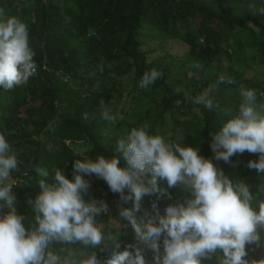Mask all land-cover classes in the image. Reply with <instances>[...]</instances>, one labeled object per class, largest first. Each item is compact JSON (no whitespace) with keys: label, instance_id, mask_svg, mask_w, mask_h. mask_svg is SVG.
Returning <instances> with one entry per match:
<instances>
[{"label":"trees","instance_id":"obj_1","mask_svg":"<svg viewBox=\"0 0 264 264\" xmlns=\"http://www.w3.org/2000/svg\"><path fill=\"white\" fill-rule=\"evenodd\" d=\"M0 9L28 23L38 64L37 75L27 84L7 92L0 89V133L20 161L19 172L10 180H17L13 193L25 226L34 219L28 200L41 192L34 165L49 171L50 183L58 168L72 179L80 146L87 147L92 159L110 158L116 154L118 138L132 127L147 125L152 133L165 135L167 113L174 134L182 119L192 116V127L198 129L191 132L190 126L182 132L185 146L198 148L231 179L248 183L256 196L254 206L264 200L262 172L247 167L249 160L259 159L258 154H236L226 163L216 160L210 147V133L229 118L224 110L236 112L242 87L255 89L258 110L264 112V78L259 79L257 69L248 74L254 63L264 72V0H0ZM148 39L154 43L148 44ZM246 48L254 49L255 55L244 60L243 69L234 63L221 68L223 54ZM151 69L161 71L162 78L140 88V79ZM222 75L235 82L217 83ZM208 89L219 105L211 111L191 99ZM143 104L140 118L127 126L131 112ZM104 110L116 117L114 122L103 119ZM85 113L87 120L82 118ZM84 178L90 184L89 197L107 203L109 211L97 217L98 223L116 227L113 233L119 236L121 250L132 245L131 251L141 250L145 264H157V257L162 264L163 239L155 251L130 225L125 230L119 221V208L132 207V202L122 204L103 179ZM158 186L165 191L145 195L136 212L142 227L157 211L164 215L166 207L190 195L179 187L169 189L164 180ZM6 211L0 208V213ZM258 231L259 242L246 244L250 264L264 260V228ZM62 247L69 250L71 245L52 246L63 256ZM95 251L101 259L110 254ZM214 262L215 257L202 264Z\"/></svg>","mask_w":264,"mask_h":264},{"label":"clouds","instance_id":"obj_2","mask_svg":"<svg viewBox=\"0 0 264 264\" xmlns=\"http://www.w3.org/2000/svg\"><path fill=\"white\" fill-rule=\"evenodd\" d=\"M35 56L28 23L0 9V89L13 90L37 75ZM162 76L161 71L151 69L143 74L139 87L147 89ZM234 82L222 75L217 83ZM210 90L191 98L192 102L209 111L219 108L210 98ZM240 94L236 112L224 110L229 118L210 133V147L215 159L226 163L236 154H258L259 159L249 160L247 167L264 172V112L258 110L255 89L242 87ZM102 117L110 122L116 119L108 110ZM82 118L87 120V113ZM115 152L110 158L99 155L92 159L80 149L72 179L58 168L51 183L49 171L34 165L41 192L28 200L34 219L25 226L16 209L14 182H10L12 173L20 170V161L5 134L0 133V208L7 209L0 213V264H145L139 248L133 252V246L127 245L121 250L119 236L104 231L98 223L97 217L109 209L103 200L89 197L86 175L103 179L119 194L122 204L132 202V207L119 208V221L125 230L130 225L155 251L163 239L162 264H202L213 257L214 264H250L246 244L260 240L264 200L254 206L256 196L248 183L225 175L212 160L199 155L198 148L181 146L159 131L152 133L147 125L126 130L118 138ZM160 180L166 181L169 189L179 187L190 195L166 207L164 215L157 211L142 227L136 212L145 195L165 191L158 186ZM56 244L79 245V258L64 247L59 251L66 255L54 252ZM96 249L110 250V254L98 258ZM157 264H161L159 257ZM251 264H264V260H252Z\"/></svg>","mask_w":264,"mask_h":264},{"label":"rangeland","instance_id":"obj_3","mask_svg":"<svg viewBox=\"0 0 264 264\" xmlns=\"http://www.w3.org/2000/svg\"><path fill=\"white\" fill-rule=\"evenodd\" d=\"M180 30L185 33V24H181L179 26ZM147 39V38H146ZM148 44H152L154 43L153 41H151V39H148ZM176 42V43H175ZM175 47H178L180 45V43L178 41L175 40ZM229 55H226V54H223V56L221 57V60L219 61V65L221 66V68H226V66L228 65V63H234L235 65L237 66H241V69L244 68V60H246V58L248 57H251L252 55H255V51L254 49H250V48H246L244 51H240L238 53H232L231 51L228 52ZM231 55V56H230ZM220 68V67H219ZM247 67L245 66V69ZM248 69V68H247ZM257 69V70H256ZM249 70V75H252L254 74V71L256 70L257 72V75H259V79H263L264 78V72H263V66L259 65L258 63H254L253 64V68L251 69H248ZM182 86V84L180 85ZM142 107V108H141ZM141 107H139L136 112L132 111L131 112V116L130 118L128 119V122H127V126L130 124H134V122L140 118L141 116V112H139L141 109H143L145 107V105H141ZM191 117H186V118H183L182 119V126L180 127V130L177 131L175 134L173 133V125L171 123L172 121V117L170 115V113H167L166 114V123L165 125L163 126V131L164 132H167L164 136L168 137L169 139L173 140V137L175 136L176 137V142L179 143L181 146H185V143H184V135H183V131L186 129V127H190V131L193 132V131H196L198 129L193 126V124L195 123V120L192 118L191 120ZM80 149H84L85 150V154L87 155V147L86 146H80L79 147ZM245 155H250V153L248 152H245L243 153ZM199 155H200V152H199ZM235 156V155H234ZM234 156H232L231 158H233ZM230 158V159H231ZM217 165L219 166V163H217ZM220 169V168H219ZM262 178L264 179V172H262ZM11 181V180H10ZM104 226L102 227H105L104 228V231H112L114 232L116 227H111V226H105V224H103ZM70 251H72L73 253H75L76 257L79 258V254H80V246L79 245H71ZM87 251H91V249H88ZM67 254V253H66ZM65 254V255H66Z\"/></svg>","mask_w":264,"mask_h":264},{"label":"built area","instance_id":"obj_4","mask_svg":"<svg viewBox=\"0 0 264 264\" xmlns=\"http://www.w3.org/2000/svg\"><path fill=\"white\" fill-rule=\"evenodd\" d=\"M10 182H14V185L17 184V180L16 179H12Z\"/></svg>","mask_w":264,"mask_h":264}]
</instances>
